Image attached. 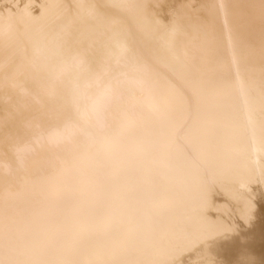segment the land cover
<instances>
[{
	"label": "bare ground",
	"instance_id": "1",
	"mask_svg": "<svg viewBox=\"0 0 264 264\" xmlns=\"http://www.w3.org/2000/svg\"><path fill=\"white\" fill-rule=\"evenodd\" d=\"M0 264H264V0H0Z\"/></svg>",
	"mask_w": 264,
	"mask_h": 264
}]
</instances>
